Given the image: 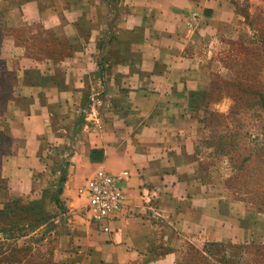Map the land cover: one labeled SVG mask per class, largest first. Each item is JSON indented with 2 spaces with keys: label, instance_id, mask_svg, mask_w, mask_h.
<instances>
[{
  "label": "crops",
  "instance_id": "1",
  "mask_svg": "<svg viewBox=\"0 0 264 264\" xmlns=\"http://www.w3.org/2000/svg\"><path fill=\"white\" fill-rule=\"evenodd\" d=\"M249 1L0 0L24 36L3 124L8 195L64 218V264H183L191 245L221 258L264 238V221L223 218L178 164L199 128L191 97L217 53L247 39ZM99 169L129 174V213L108 235L77 212Z\"/></svg>",
  "mask_w": 264,
  "mask_h": 264
},
{
  "label": "rangeland",
  "instance_id": "2",
  "mask_svg": "<svg viewBox=\"0 0 264 264\" xmlns=\"http://www.w3.org/2000/svg\"><path fill=\"white\" fill-rule=\"evenodd\" d=\"M244 6L248 37L217 53L206 72L205 89L192 95L199 128L189 147L190 159L178 163L188 166L184 176L195 181L209 204L217 210L220 206L223 218L235 216L232 220L240 228L250 219L264 221V0ZM23 37V31L8 32L0 12V264H64L68 252L56 249L68 223L10 198L2 170L9 144L3 124L15 94L16 70L22 66ZM83 185L76 196L77 212L86 224ZM183 264H264V238L238 243L221 258L191 245Z\"/></svg>",
  "mask_w": 264,
  "mask_h": 264
},
{
  "label": "built area",
  "instance_id": "3",
  "mask_svg": "<svg viewBox=\"0 0 264 264\" xmlns=\"http://www.w3.org/2000/svg\"><path fill=\"white\" fill-rule=\"evenodd\" d=\"M128 178V172L111 175L99 169L85 180L80 191L86 205L85 221L96 232L110 234L112 226L128 215L129 206L122 188Z\"/></svg>",
  "mask_w": 264,
  "mask_h": 264
}]
</instances>
